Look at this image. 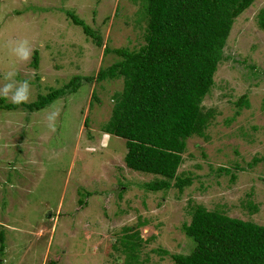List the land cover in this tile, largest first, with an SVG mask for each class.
Returning <instances> with one entry per match:
<instances>
[{
	"label": "rangeland",
	"instance_id": "rangeland-1",
	"mask_svg": "<svg viewBox=\"0 0 264 264\" xmlns=\"http://www.w3.org/2000/svg\"><path fill=\"white\" fill-rule=\"evenodd\" d=\"M143 4L0 0V73L13 59L5 42L27 38L40 54L39 68L33 66V56L18 64L17 78L31 84L28 103L63 88L74 76H96L101 67L121 60L115 53L105 54V46L134 51L146 43ZM262 9L264 0H257L234 23L215 84L203 103L216 111L215 118L204 136L188 140L179 169L180 176L192 178L183 191L147 189L155 176L128 168L126 140L105 132L123 78L84 80L76 92L38 111L7 109L12 103L0 100L4 264H125L126 255L117 248L128 227L139 229L144 239L140 264H174L162 250L190 253L193 242L183 225L190 223L196 205L264 225ZM67 10L98 32L104 45L97 46ZM41 77L46 78L43 83ZM245 94L250 107L239 109L236 102ZM53 105L60 108L55 131L46 120ZM226 168L232 173L222 171ZM81 198L88 205L83 206Z\"/></svg>",
	"mask_w": 264,
	"mask_h": 264
},
{
	"label": "trees",
	"instance_id": "trees-1",
	"mask_svg": "<svg viewBox=\"0 0 264 264\" xmlns=\"http://www.w3.org/2000/svg\"><path fill=\"white\" fill-rule=\"evenodd\" d=\"M256 1L144 0L148 25L146 43L139 50L105 46V54L115 53L121 60L101 67L96 76H74L63 88L40 94L34 102L5 107L23 106L38 111L63 95L76 92L84 80L123 78L124 88L113 97V113L105 132L126 140L128 168L155 176L146 184L147 189L156 192L177 187L183 191L192 183L190 175H179L188 140L204 136L215 118L216 111L206 109L204 100L215 84V74L225 58L224 48L236 19ZM66 12L97 46L104 45L98 32L74 12ZM259 24L264 28V9L259 14ZM39 62L40 54L35 50L32 64L39 68ZM236 105L239 109L250 107L247 94ZM223 170L232 173L229 168ZM236 177L233 173L232 180ZM85 198L80 199L83 206L88 205ZM251 208L257 209L255 205ZM183 230L193 242L190 253L162 250L170 254L174 264H264V225L232 217L221 209L196 205ZM0 241V264H4L3 230ZM143 242L139 229L124 230L117 250L126 255L125 264L141 263Z\"/></svg>",
	"mask_w": 264,
	"mask_h": 264
},
{
	"label": "clouds",
	"instance_id": "clouds-1",
	"mask_svg": "<svg viewBox=\"0 0 264 264\" xmlns=\"http://www.w3.org/2000/svg\"><path fill=\"white\" fill-rule=\"evenodd\" d=\"M5 47L9 50L13 58L8 70L0 73V100L10 101L13 105L27 104L31 98V84L27 79L19 80L18 64L19 62L30 61L33 56V47L29 39H13L5 42ZM41 77V83L45 81ZM60 116V108L55 105L47 113V127L51 131L56 130V121Z\"/></svg>",
	"mask_w": 264,
	"mask_h": 264
}]
</instances>
